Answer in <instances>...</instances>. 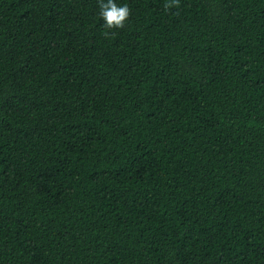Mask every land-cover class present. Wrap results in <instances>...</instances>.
<instances>
[{
  "label": "trees",
  "instance_id": "trees-1",
  "mask_svg": "<svg viewBox=\"0 0 264 264\" xmlns=\"http://www.w3.org/2000/svg\"><path fill=\"white\" fill-rule=\"evenodd\" d=\"M115 3L0 0V264H264V0Z\"/></svg>",
  "mask_w": 264,
  "mask_h": 264
},
{
  "label": "clouds",
  "instance_id": "clouds-1",
  "mask_svg": "<svg viewBox=\"0 0 264 264\" xmlns=\"http://www.w3.org/2000/svg\"><path fill=\"white\" fill-rule=\"evenodd\" d=\"M100 16L106 29H122L130 16V9L127 4L117 5L115 0H98ZM180 0H166L165 9L179 7ZM105 36L109 35L106 31Z\"/></svg>",
  "mask_w": 264,
  "mask_h": 264
}]
</instances>
